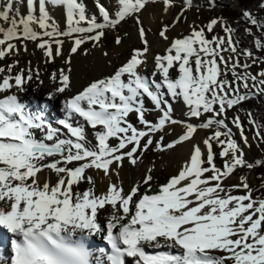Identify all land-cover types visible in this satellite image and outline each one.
Instances as JSON below:
<instances>
[{
  "label": "snow or ice",
  "instance_id": "obj_1",
  "mask_svg": "<svg viewBox=\"0 0 264 264\" xmlns=\"http://www.w3.org/2000/svg\"><path fill=\"white\" fill-rule=\"evenodd\" d=\"M13 2L0 10V61L19 55L21 49L27 52L30 41L51 63L64 55L67 40L64 63L70 64L71 55L79 54L85 43L99 47L107 31L127 19L138 25L144 47L133 49L110 75L67 97L65 118L56 122L60 127L47 121L43 112L27 111L15 94L0 98V228L11 235L12 251L9 258H0V264H126L128 258L132 264H264V198L253 197L244 175L230 188L223 184L240 167H264V160L253 164L246 159L240 141L251 145L239 115L231 119L239 141L227 116L264 95V70L253 75L248 71L252 65L241 64L239 56L253 65L264 63V58L239 47L236 29L224 17L212 18L203 27L193 23L188 35L170 39L168 31L193 0H182L184 7L172 25L159 31L169 47L154 56L150 74L142 71L148 66L150 45L140 16L149 3H162L167 12L175 0H110V6L94 0L96 11L91 14L85 0H39L38 16L36 0H24L26 14L17 9L10 15ZM49 5L63 7L64 27L50 14ZM258 7L264 11V0ZM241 18L249 25L244 34L253 36L255 48L264 51V17L245 9ZM217 26L224 35L213 34ZM115 42L119 45L121 38ZM19 63L0 66V94L13 88L23 92L34 76L40 80L39 71L30 68L13 75ZM70 73V68L51 73L53 83L58 81L55 94L71 90ZM180 102L186 106L185 119L174 116L173 104ZM149 114L154 119H148ZM248 117L253 138L264 142V122L256 121L250 111ZM176 125L181 133L165 143ZM89 129L95 143L88 137ZM200 129L211 134L194 143ZM185 143L192 147L176 175L154 183L149 167L143 180L125 191L120 172L126 160L136 166L150 150L171 151ZM217 156L222 160L219 166ZM89 170L102 171L109 180L105 192L96 193ZM81 183L88 187L80 190ZM232 190L244 194L234 195ZM101 212L106 226L99 222ZM94 237H101L106 247H92L89 241Z\"/></svg>",
  "mask_w": 264,
  "mask_h": 264
},
{
  "label": "rangeland",
  "instance_id": "obj_2",
  "mask_svg": "<svg viewBox=\"0 0 264 264\" xmlns=\"http://www.w3.org/2000/svg\"><path fill=\"white\" fill-rule=\"evenodd\" d=\"M8 4L7 0H0V6L5 7ZM91 4V3H90ZM150 4V3H149ZM156 5L157 3H153ZM162 4V3H161ZM237 4L238 1L235 0L233 2V9H237ZM25 7L19 0H14V2L11 5L12 10H17L19 9V12L23 14V10L20 9V7ZM36 7V5H35ZM184 7L182 0H175V5L173 7H170L169 9V14L165 15V11L163 10V4L161 6V9L159 10L158 15L155 18H152L151 21H146L143 16H140V19L142 20L143 24L142 27L146 31V38L147 41L150 45V52L148 53V65L152 66L153 65V58L156 54H165V50L167 49V42L164 41L160 36H159V31L161 28L165 25L171 26L173 23L174 18L177 17V15L181 12V9ZM219 8L217 7L216 4L214 3V0H193V6L184 12L183 17L180 18V22L172 28L170 31H168L167 35L171 31H174L175 29H182L183 31L178 34V35H188L189 30H190V25H193V23L197 26H206L207 23L212 19L219 17ZM89 13H94L95 12V7L94 6H88L87 7ZM14 12H11L10 15H15L12 14ZM186 17V21L184 19ZM5 27L7 26L6 24L4 25ZM61 27H64V24H60ZM179 32V31H178ZM172 33V32H171ZM213 34L217 35H224L222 32L221 28L217 26L215 28V32ZM171 35V34H170ZM212 34L208 35V38H211ZM119 36L121 38V41L125 38H129L130 36H133L134 39L131 41L132 43H129V46L127 48H122L121 43L119 45L116 44L115 40L116 37ZM166 42V43H165ZM17 45H19V41H16ZM169 44V43H168ZM144 47L139 35H138V25L134 22L133 19H127L125 22H123L120 26H118L114 30L107 31V34L105 37L102 39L100 42L99 47H93L92 43H85L80 50H85L87 49L88 51H95L98 52L102 50L103 54L107 53L105 55V59L114 61L115 66L110 69L109 71H106V74L101 75L102 77L108 76L113 71L116 69V67L120 66L122 63H124L132 54L133 49H142ZM53 48H55V45H53ZM69 48H70V42L67 40L65 41L63 45V53L64 55L61 57H57L54 62H51V65H54L57 69H65L67 70L68 68L71 69L70 64H65L64 60L68 58L69 56ZM27 49L28 51L25 52L21 49L19 55H14L8 58V60H3L0 63V66H5L10 64L13 60H19V65L13 70V73L19 72L22 68H30L29 65V58L27 59L28 55L30 54H35L36 52H42L41 50L36 48V44L33 42H27ZM225 56L228 55V53H224ZM26 58L25 60L23 58ZM109 58V59H108ZM71 60V57H70ZM239 62L241 64L243 63H248L251 66L248 71H250L253 75L257 74L261 70H264V63H257L255 65L252 64L251 59H247L244 55L239 56ZM142 71H146L145 69H142ZM238 72L244 71L241 68L237 69ZM172 73L173 78L177 76V72L174 71ZM159 79V77H157ZM227 79L229 81L232 80V75L231 73H227ZM251 83V81H249ZM46 84L42 81V83L37 80L35 82H32L30 84V88H32V91L34 92H40L43 91L45 92ZM243 91V89H241ZM53 95V94H52ZM47 96V95H46ZM40 101V100H39ZM60 104H59V103ZM57 104L63 107V96H59ZM151 107V105H148ZM184 104L182 102L180 103H174V116L176 119H185L184 117V112L186 111V108H184ZM49 112V111H48ZM239 115L240 119L243 121L244 128H245V134L249 138V143L251 147H247L243 145V142L240 141L241 147H243L244 152L246 153V159L255 164L256 161H261L264 159V142H258L256 139L253 138L254 136V130L249 126V117L248 114L241 112L239 108H233L232 110L227 112V116L229 119V127L232 128L233 134L235 138L239 141L240 140V135L239 131L231 124V119L234 116ZM148 119L152 120L154 119V114H149ZM131 120L133 123H135L136 118L135 116L131 117ZM192 123L198 124L200 123L199 120H192ZM173 129H175V126H173ZM198 131L203 132V137L200 138V141H202L203 138H206L211 134L210 130L207 129H200ZM174 130L170 131V134L165 138V143L171 141L173 139V134ZM223 138V137H222ZM115 143V141H113ZM215 150L218 153L220 151V148L218 146H215ZM178 151V146L172 150L173 156L175 159L178 158L177 155ZM170 152L169 151H164V152H158V151H148L145 153L142 157V160L139 163H144L148 162L149 165H156L158 163H164L166 160H170ZM127 161V160H126ZM217 165H221L222 160L219 156H217L216 159ZM254 168V167H253ZM246 167H240L238 168L235 173L231 176L230 179H225L223 181V184L225 188H230L231 185H235L240 183V177L242 176L243 170H245ZM247 183L251 186L253 189L252 195L254 198H264V179L259 176H255L253 171L250 170V173L247 176ZM87 188L86 183H81L79 185L80 190H84ZM232 194L234 195H240L244 194L243 190H232Z\"/></svg>",
  "mask_w": 264,
  "mask_h": 264
},
{
  "label": "bare ground",
  "instance_id": "obj_3",
  "mask_svg": "<svg viewBox=\"0 0 264 264\" xmlns=\"http://www.w3.org/2000/svg\"><path fill=\"white\" fill-rule=\"evenodd\" d=\"M25 7H20V9L23 10V14L27 13V6L26 3H24V0H19ZM9 3V0H7ZM102 4L105 6H110V0H100ZM86 6H94L95 3L94 0H85ZM91 3V4H90ZM36 7H35V14L39 15V0H36ZM162 4L157 3L154 5L153 3H150L147 7V9L143 12L142 16L146 21H151L152 18H155L159 10L161 9ZM4 7L0 6V10H2ZM48 10L51 15H53L57 21H59L60 24H64V11L63 7L59 8H52L50 5L48 6ZM96 11V8H95ZM11 12H14L12 14L16 13V10H12ZM169 11L165 13V15H168ZM179 31V32H178ZM180 31L182 32V29H175L174 31H171L169 33V38L178 37ZM171 34V35H170ZM134 39L133 36H130L128 39L124 38L121 42L122 48H127L129 46V43H132L131 41ZM166 43V42H165ZM169 42H167V48L169 47ZM85 50H79V54H73L71 55V90L66 91L63 94H55L54 89L56 86H58V81L56 83H53V81L50 79V75L52 72L57 71V69L54 65H51L50 63H46V58L43 56L42 52H36L35 54L28 55L27 59L29 58V65L31 67V70L33 73H36L39 71L40 80L43 81L46 86V91H40V92H34L32 91V88H30V84L32 82L37 81V79L33 78V80L26 85H24L25 90L23 92L17 91L15 88L10 90L9 92L0 94V98H3L6 95L9 94H15L18 97L19 102L23 103L25 105V108L30 113L35 112H43L45 118L47 121L52 123L55 127H60L56 124V122L60 119L65 118V110L62 106L58 105V99L59 96H63V102L64 100L76 94L77 92L81 91L85 86H87L91 81L102 78L101 75L106 74V71H109L112 69L115 64L114 61H110L105 59V55L103 54L102 50L95 52V51H88V54H84ZM26 59L25 57L23 58ZM109 59V58H108ZM8 60V59H6ZM1 63V61H0ZM117 68V67H116ZM153 70L152 66H147L146 71L150 74ZM114 72V71H113ZM172 73L175 74L174 70ZM15 73H13L14 75ZM50 94H53L55 98H50ZM47 95V96H46ZM40 100V101H39ZM59 103V102H58ZM60 104V103H59ZM186 108V106H184ZM49 111V112H48ZM75 123V122H74ZM181 126L176 125L174 129V135L173 139L176 138V136L181 133ZM62 133L66 134V130L62 129ZM36 135L39 137L40 133L37 132ZM88 137L90 140H93L92 138V130H88ZM203 137V132L198 131L195 137V142H200V138ZM93 143L95 141L93 140ZM192 145L189 143H185L183 145L178 146L177 155L178 158L175 159L173 156L172 150L170 152V160H166L164 163H158L154 166L149 165L148 162L144 163H138L136 166L130 165L128 161H125L123 164L122 171L120 172V179L123 182V187L125 191L129 190L130 187L143 180L146 170L149 167L153 168V175L155 176L154 183L158 182L160 184H163L167 181V179L173 175H176L178 173V170L181 168L183 162L187 159L189 152L191 150ZM201 147L203 145L201 144ZM71 167V165H70ZM88 175H91L96 180L95 185V191L97 194L103 193L107 190V187L109 185V180L107 178H104L103 172H99L97 174L96 170H89ZM113 181L116 180L115 175L112 177ZM55 180V177H53V181ZM87 184V183H86ZM88 187V184H87ZM144 191V188H141V192ZM101 224H105V213H100V221ZM106 226V225H105ZM11 240V235L7 233L6 230L0 228V258H9L12 255L11 246L9 244L5 245L4 240ZM9 243V242H8Z\"/></svg>",
  "mask_w": 264,
  "mask_h": 264
},
{
  "label": "trees",
  "instance_id": "obj_4",
  "mask_svg": "<svg viewBox=\"0 0 264 264\" xmlns=\"http://www.w3.org/2000/svg\"><path fill=\"white\" fill-rule=\"evenodd\" d=\"M215 1L216 4L220 7L218 13L219 17H224L229 22L230 26L236 29V37L240 41L239 47L241 49H249L253 52L254 56L258 58H264V51L257 50L253 44L254 37L244 34V28L249 25H247L246 22L241 18L242 10L245 9L250 10L254 15L264 17V11H261L258 7L259 0H237V9H233V2L235 0ZM253 32H256L255 28H253ZM257 35H259V33H257ZM239 110L246 114H248V112L250 111L254 114L256 121L264 122V95L249 99L239 107ZM251 170L253 171L255 176H259L264 179V167L256 166ZM249 173L250 170L246 168L245 170H243L242 175L247 177Z\"/></svg>",
  "mask_w": 264,
  "mask_h": 264
}]
</instances>
